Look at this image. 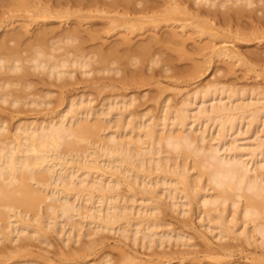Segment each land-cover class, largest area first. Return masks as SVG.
<instances>
[{
    "label": "bare ground",
    "instance_id": "bare-ground-1",
    "mask_svg": "<svg viewBox=\"0 0 264 264\" xmlns=\"http://www.w3.org/2000/svg\"><path fill=\"white\" fill-rule=\"evenodd\" d=\"M192 36L208 40L194 52L210 48L192 68L202 77L214 60L225 62L222 78L217 70L215 81L174 106L161 99L165 89L154 91L147 100L159 106L158 115L150 107L139 111L144 102L137 105L133 94H118L120 86L159 85L156 74L171 71L165 64L156 73L162 60H195L186 44ZM253 41L264 43V0H0V264L26 257L55 264L30 247H51L49 232L60 235L66 226L63 249L87 240L61 251V264L94 255L103 233L112 232L133 248L154 252L175 242L189 248L184 255L199 247L216 261L239 247L264 250V140L243 148L234 138L242 137L241 124L245 134L253 124L264 132V90L225 80L235 64L264 79V51L236 47ZM82 81L95 94L118 93L100 100L97 110L87 93L63 96ZM51 87L59 91L55 104ZM52 104L64 108L40 122H10L17 118L11 111H55ZM108 128L117 131L102 136ZM192 207L216 247L204 235L186 234ZM167 210L182 217L185 231L169 229ZM86 227L92 229L85 234ZM121 257L119 263L132 264L137 256ZM107 258L95 264H110Z\"/></svg>",
    "mask_w": 264,
    "mask_h": 264
},
{
    "label": "rangeland",
    "instance_id": "rangeland-1",
    "mask_svg": "<svg viewBox=\"0 0 264 264\" xmlns=\"http://www.w3.org/2000/svg\"><path fill=\"white\" fill-rule=\"evenodd\" d=\"M179 23H177V25H178ZM173 26H176V25H173ZM168 31L169 30V28H165V29H163V31ZM178 31V30H177ZM179 31H180V29H179ZM117 36H118V38H117ZM117 36H115V37H113V38H116V39H119V35H117ZM187 36H188V34H187ZM193 38L190 40V41H188L186 44H187V51H189V50H192V51H190V54L192 55V57L195 59V60H162L163 62H161V65L160 66H158V67H156V68H154L155 69V71H157L156 73H158L159 72V69H160V67L161 66H165V68H166V65L169 67L170 66V68L169 69H171V71H173V73L169 70L166 74H161L160 73V75L159 74H156L158 77L157 78H155L156 80H157V82H159L160 84L158 85V84H156V83H154V84H151V85H145V86H137V87H135L134 89H133V87H131V89H130V86L129 87H127V88H120V87H118V89H120V91H118V92H116V91H111V93H109L108 91L109 90H107V91H105V92H107V93H103V94H95L96 92H91L92 91V88H90V87H87V86H89V84H87V83H84L83 81H82V83L85 85H83L82 83L81 84H79L80 86H72V87H69V88H71V89H69V88H67V90H65L64 91V94H63V96L64 95H67V94H85V93H87V94H89V95H91L92 97H90V99H92L93 98V101L94 102H92V107L93 108H95V110H97L98 108H99V104L101 103V101L100 100H104L108 95L110 96V97H112V96H116L117 95V93L118 94H120L121 92V94H133L135 97H136V99H138L137 100V105H138V103H139V105L142 103L143 104V102H144V104H143V108L142 107H140V108H138V110L139 111H145V110H149V107H150V109H152V113L151 114H153V115H158L157 113H158V111H159V106L158 105H154V103H152V102H150V101H148L149 99L150 100H152L151 99V97L153 96V94H155V93H157L158 92V90L162 87L163 89H165L166 91L163 93V95H162V97H161V99L162 98H165V97H169V98H171L170 99V103H169V105L171 104V106H174V104H177L179 101H181L182 99H183V97L185 98L186 96H187V94L189 93L190 95L193 93V92H195L196 90H198V89H200V88H202V86H204L205 84H207V83H209L210 81H215L214 79H215V76L214 75H212V74H214V72H216L217 70H218V73H216V79L217 78H222L223 77V75H221V74H219V73H224V70H225V68H226V63L225 62H220V61H218V60H214V63L213 64H211L210 65V67H209V70L207 71V73H206V75H202V77L200 76L199 77V75L196 73V71H195V69H194V67L192 68V66H194L193 65V63L195 64V63H197L196 61H199L200 63H201V61L203 62V60H202V58H203V55H205V54H207V53H209V51H210V48L208 47V48H206V49H204V51H202L201 53H197V52H194V50H195V48H197V46H202V45H207L208 44V40H206V39H204V38H202V39H199L198 40V38H197V36H196V38H195V36H192ZM194 38H195V41H194ZM116 39H114V40H116ZM110 40H113V39H110ZM194 41V42H193ZM202 41V42H201ZM219 41V42H218ZM221 40H216V42H217V45H216V47H222L223 45H222V43L220 42ZM199 43V45L197 44V43ZM193 43H194V45H193ZM196 43V44H195ZM221 43V44H220ZM216 44V43H215ZM197 45V46H196ZM194 46H195V48H194ZM230 46H233V45H230ZM236 47L237 48H239L240 50L242 49V52H247V51H254V50H260V51H264V43L263 44H258V43H256L255 41H253V42H250V44L248 45V44H244V43H238L237 45H236ZM194 48V49H193ZM255 48V49H254ZM189 53V52H188ZM194 54V55H193ZM201 59V60H200ZM120 61H122V60H120ZM125 61V60H124ZM124 61H122L121 62V64H120V66L121 67H123V68H125V62ZM142 61V63L144 62L143 60H141ZM166 61V62H165ZM174 61H176L175 63H174ZM178 61H180V62H178ZM195 61V62H194ZM249 61V60H248ZM252 61V60H251ZM165 62V63H164ZM170 62V63H169ZM171 62H173V64L171 63ZM255 62V64L256 63H259V62H257V61H254ZM144 63H146V61L144 62ZM171 64V65H169V64ZM166 64V65H165ZM225 64V65H224ZM123 65V66H122ZM141 65V64H140ZM140 65H138L137 64V66H140ZM174 66L173 67V70H172V67L171 66ZM258 64H256L255 65V67L257 66ZM260 66H261V63L259 64ZM258 65V67H256V71H258V72H260L261 71V68H260V66ZM119 65H117V66H113L112 68H117ZM224 66H225V68H224ZM207 67H208V65H207ZM110 68V67H109ZM122 68V69H123ZM129 68H131V69H129ZM176 70H175V69ZM177 68H179V69H177ZM246 69V67L244 66V67H242V66H240V65H237V64H235V66L233 67V70H234V74L232 73V74H229L228 75V77L227 78H225V80H226V82H228L227 84H234V85H236V87L237 86H247V87H254V88H260V90H264V79L263 78H256L254 75H253V73H251V72H249L248 71V68H247V70H245ZM257 68H259V69H257ZM134 69V67L132 68V67H128V70L130 71V70H133ZM175 70V71H174ZM180 70V71H179ZM260 70V71H259ZM146 74H149V73H147L146 72ZM219 74V75H218ZM218 75V76H217ZM104 76H107V75H104ZM198 76V77H197ZM212 76V77H211ZM222 76V77H221ZM231 76V77H230ZM97 79L100 77V76H95ZM118 78V76H115V78ZM171 77V78H170ZM195 77H197L196 79H195ZM84 78V77H83ZM88 79L90 80V79H94L93 77H88ZM177 79V80H176ZM195 79V80H194ZM228 79V80H227ZM82 80V79H81ZM230 80H232V81H230ZM103 81V80H102ZM175 81V82H174ZM81 82V81H80ZM87 82V81H86ZM177 82V83H176ZM241 82V83H240ZM176 83V84H175ZM255 86H254V85ZM156 85V86H155ZM119 86V85H118ZM159 86V87H158ZM259 86V87H258ZM84 87H86V89L84 88ZM139 87V88H138ZM141 87V88H140ZM158 87V88H157ZM198 87H200V88H198ZM90 88V89H89ZM136 88H137V90H136ZM161 88V89H162ZM171 88H173L172 90H170ZM262 88V89H261ZM51 89H53L52 91L54 92V95L51 97L52 98V103L53 104H55V102H56V99H55V97H59V91L57 90V88L55 87H51ZM73 89V91H74V93H73V91H71ZM76 89H78V90H76ZM121 89L123 90V91H121ZM129 89V90H128ZM140 89V90H139ZM167 89H169L168 91H167ZM126 90V91H125ZM195 90V91H194ZM69 91V92H68ZM154 91H155V93H154ZM176 91V92H175ZM180 91V92H179ZM84 92V93H83ZM115 92V93H114ZM125 92V93H124ZM191 92V93H190ZM66 93V94H65ZM93 95H92V94ZM151 95H149V94ZM186 93V94H185ZM70 94V95H71ZM106 94V95H105ZM111 94V95H110ZM113 94V95H112ZM140 94H141V96H140ZM147 94V95H146ZM189 94H188V96H189ZM97 95V96H96ZM105 95V96H104ZM143 95H145V97L144 98H142L141 99V97L143 96ZM140 98H139V97ZM148 96H150V98L148 97ZM99 97V98H98ZM50 98V99H51ZM147 98H148V100H147ZM173 98V99H172ZM139 100H141V101H139ZM174 100V101H173ZM148 101V102H147ZM173 101V102H172ZM103 102V101H102ZM151 105H150V104ZM53 104H52V106H53ZM153 104V105H152ZM207 104V105H206ZM205 105L206 106H208L209 105V103H206ZM198 105V101H196V106ZM200 105V104H199ZM153 106V107H152ZM157 106H158V109H157ZM54 107V106H53ZM55 108V107H54ZM63 108H64V106H62V107H56L55 108V111H56V113H54L55 111H54V109L52 108L51 110H50V108H48V110H50V111H45V110H42L41 109V111H38V110H36V111H34V110H29V109H24V110H26V111H23L22 110V112L23 113H20V112H18V113H15V112H13V111H11V112H9V114L10 113H12V115L14 116L13 118L15 119V117H17L15 120H13V118H12V120L13 121H10V122H12L11 124H15L17 121H19V120H23V122H31V121H35V120H37L38 122H40V120H44V119H47L48 117H50V116H56V114L58 113V112H60V111H62L63 110ZM142 108V109H141ZM146 108V109H145ZM148 108V109H147ZM194 110H196V108H198V106L195 108V106L194 107H192ZM192 108H191V110H192ZM158 111H157V110ZM28 110V111H27ZM53 111V112H52ZM151 112V111H150ZM193 113H195L194 111H192ZM191 112V115H193V113ZM18 114H20V115H18ZM17 115V116H16ZM4 117H7L6 115H4ZM23 117V118H22ZM44 118V119H43ZM94 119H96V117L95 118H93V120ZM9 120V119H8ZM25 120V121H24ZM10 124V123H9ZM253 126H259V124H253L250 128V131L247 133V134H245V131H246V129L247 128H245L246 126H244L243 124H241V125H239V129L241 130V129H243L242 131L244 132H241V134L243 133L244 134V136H243V134H242V137H241V135H240V137H239V135H236V136H238V137H236V136H234V138H236V141H237V139H238V141H237V144L239 145V146H243V148H245V147H247V146H251V142H253L254 141V139H255V143H256V141H258V140H264V138L262 139V137L264 136V132L262 133V134H260V131H261V127H258V129L256 128V127H253ZM213 126H210V130H209V133H210V136H212V134L213 135H215L214 133H215V131H214V127L212 128ZM245 128V129H244ZM110 128H108V130H106L104 133H102V136H108L109 134H112L113 132L115 133V131H117V130H114V128L111 130H109ZM245 130V131H244ZM110 131V132H109ZM112 131V132H111ZM121 131L122 130H119V133H120V135L122 136L121 138H123V137H125L126 136V134H127V132H123V133H121ZM256 132H258V134L256 133ZM254 133L256 134V135H259V136H256V135H254ZM104 134V135H103ZM108 134V135H107ZM231 134V133H230ZM251 134V135H250ZM232 135V134H231ZM110 136V135H109ZM247 136V137H246ZM251 136H254L253 138L251 137ZM233 137V136H232ZM259 137H261V139L259 138ZM232 141V140H235V139H233V138H231L230 139V137H229V140H227V141ZM230 141V142H231ZM239 142V143H238ZM250 143V144H249ZM254 143V142H253ZM237 145V146H238ZM252 146H253V144H252ZM252 146L251 147H249V148H252ZM248 148V149H249ZM264 148V147H263ZM247 149V148H246ZM264 151V150H263ZM179 161V160H178ZM153 177V176H152ZM167 201H168V199H166ZM77 203H75V205H76ZM79 205V204H78ZM193 209H195L194 207H192V211H191V213H190V218L192 219L191 220V227L190 228H186V231H185V229H183V228H180V229H183L185 232H187L186 234H189V235H191V236H198L199 234L200 235H204V239L206 238H209V240L208 241H210V243L212 242L213 243V247H216L215 245L217 244V241L216 240H213V238H211L212 237V235H209L210 233L209 232H205V230H206V228H204V227H201L200 225V223L198 222V220H196L195 219V217L197 216V214H198V209H195V211L197 212H195ZM231 210V209H230ZM171 212H173V211H171ZM171 212L170 213H168V210H167V216L165 215L163 218L166 220L167 219V222H170V223H172V225L169 227V229L172 227V229L171 230H176V232L178 231L177 229H179V227H180V225H179V223H181L182 221H181V216H179V218L177 217L176 218V214L174 215L173 213H175V212H173L172 214H171ZM194 214H196V216L194 215ZM169 217V218H168ZM173 217V218H172ZM175 218V219H174ZM169 219V220H168ZM75 220H77V219H75ZM180 221V222H179ZM179 222V223H178ZM198 222V223H197ZM174 223V224H173ZM85 226V225H84ZM93 227V226H92ZM92 227H86V228H83V230H82V232L83 233H88L89 231H90V229H92ZM197 227V228H196ZM63 228V226L60 228V230ZM68 227L66 226V228H64V231H62V234H63V232H64V234H65V232L66 231H68ZM179 229V230H180ZM59 230V231H60ZM88 230V231H87ZM200 230L202 231V232H200ZM87 231V232H86ZM189 231V232H188ZM198 232V234H196V233ZM200 232V233H199ZM192 233V234H191ZM195 235H194V234ZM205 233V234H204ZM209 233V234H208ZM62 234L60 233V235H55V234H53V233H51V232H49V238H50V243L52 244L51 245V247H46V245H36L37 243H33L32 245H31V249L33 250L32 252L34 253V255L36 254V255H38L39 253H42L43 252V255H45L47 258H51L50 260H52L53 259V262L56 264V262H59V264H61L60 262H62V261H60L61 259H62V257H61V255H60V252L62 251H66V252H68V251H70L69 250V248L72 250V248H73V250L75 249V248H79L80 247V245H81V242H82V240L83 241H86L87 239L85 238V239H81V242H78V243H75V244H70L67 248H65V249H63L64 248V246L63 245H61L62 243V240H63V238H64V236H62ZM63 234V235H64ZM113 234V235H112ZM118 233L116 232V233H103V236H104V240H103V244H101L102 246H98V247H96V253H94V255H91V256H87V259H85L84 260V258L82 257V258H76V259H74V260H68L67 259V264H69V262H70V264H80V263H83V262H87V263H89V264H95V262H97V263H99L101 260H102V258L103 257H106V255L108 256V258H107V260H109L110 261V264H125L126 262L124 261L123 263L121 262V263H119L121 260L120 259H122V257H121V254L123 253V252H127L128 254H130V255H132V256H137L136 257V260L135 261H133L132 262V264H151V262H152V264H261L262 263V261H264L263 259H264V250L262 251L261 249H259V248H256V246L255 247H253V246H246V249H243V248H241V247H239V249L241 250H237V248H236V250L235 251H231V254H230V256H229V259H224L225 261H222L223 259H221L220 261L217 259V261H216V259L215 260H209V259H207V258H205L204 257V254H202V252H199V251H201V250H199V247H196V248H194V250L196 249L197 251H196V253H193V254H189V255H184L183 254V252H186L188 249H186L185 247H181V244L179 243H177L178 245H175V242H171L170 244L169 243H165L167 246H169L168 248H166L167 246L164 244L163 246H162V248H159L158 247V249H156V248H153V250H154V252L152 251V249L150 250V251H146L145 249L143 250L142 248H140V246L139 247H137V246H134V248H133V245L130 243V242H128L127 240H125V239H123L122 237H120V236H118L117 235ZM199 235V236H200ZM195 236V237H196ZM121 238V239H120ZM61 239V240H60ZM212 240V241H211ZM126 242V244H125V242ZM194 241V242H193ZM192 242H190V244L192 243V245L193 244H198V243H200L202 240L201 239H195V240H193ZM230 243H232L233 245H235L236 243L238 244L239 242H237V241H230ZM215 244V245H214ZM236 244V245H237ZM132 245V246H131ZM172 245H174L173 247H172ZM179 245H180V248H179ZM32 246H33V248H32ZM127 246V247H126ZM46 249H45V248ZM132 247V248H131ZM172 247V248H171ZM61 248V249H60ZM256 248V249H255ZM58 249V250H57ZM243 249V250H242ZM121 250V251H120ZM186 250V251H185ZM246 250V251H245ZM59 251V252H58ZM152 251V252H151ZM189 251V250H188ZM48 254H46V253ZM182 252V255H178V253H181ZM199 252V253H198ZM243 252V253H242ZM156 253V254H155ZM165 253V254H164ZM59 254V255H58ZM155 254V255H154ZM161 254V255H160ZM41 255V254H40ZM58 255V257H56ZM150 255H153V256H150ZM161 257H160V256ZM163 255V256H162ZM166 255V256H165ZM170 255V256H169ZM184 255V256H183ZM42 256V255H41ZM103 256V257H102ZM155 256H157V257H155ZM188 256V257H187ZM55 257H56V259H55ZM60 257V258H59ZM186 257V258H185ZM28 257H26V259L24 258V260H23V258H22V260H21V258H20V260L18 259V261L16 260V258L14 259V260H10V262H6V264H14V263H16V262H22V261H28V260H34V262H36V263H38V264H45L44 263V261L43 260H38L39 258H37V260H35V259H32V258H28ZM33 258H35V257H33ZM101 258V259H100ZM139 258V259H138ZM184 258V259H183ZM192 258V259H191ZM58 259V260H57ZM81 259V260H80ZM100 259V260H99ZM159 259V260H158ZM186 259V260H185ZM188 259V260H187ZM194 259V260H193ZM206 259V260H205ZM258 259V260H257ZM262 259V260H261ZM63 260V262H66V260H64V258L62 259ZM78 260V261H77ZM82 260H84L83 262H81ZM150 260H151V262H150ZM157 260V261H156ZM184 260V261H183ZM256 260V261H255ZM260 260V261H259ZM69 261V262H68ZM75 261V262H74ZM72 262H74V263H72ZM223 262V263H222ZM225 262V263H224ZM258 262H261V263H258ZM96 263V264H97ZM58 264V263H57ZM107 264H109V263H107Z\"/></svg>",
    "mask_w": 264,
    "mask_h": 264
}]
</instances>
